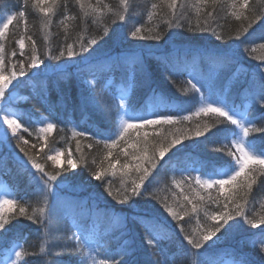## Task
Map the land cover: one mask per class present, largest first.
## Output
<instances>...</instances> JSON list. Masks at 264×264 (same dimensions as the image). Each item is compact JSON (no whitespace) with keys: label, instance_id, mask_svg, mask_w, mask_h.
<instances>
[{"label":"trees","instance_id":"obj_1","mask_svg":"<svg viewBox=\"0 0 264 264\" xmlns=\"http://www.w3.org/2000/svg\"><path fill=\"white\" fill-rule=\"evenodd\" d=\"M231 2L219 0L213 5L211 0L207 4L201 0H176V16L173 17L168 7L170 0H128L127 6L121 0H56L55 4L46 0L39 7L35 0H0V17L5 12L15 14L2 39L5 82L13 70L19 71L18 61L23 60L27 70L25 76H18L5 88V97L19 113L20 128L16 134L9 129V139L0 148L3 159L0 184L9 188L10 199L15 201L14 211L7 208L4 211L9 231L0 241V261L12 244L17 243L26 253L19 264H77L80 253L73 251L72 234L79 231L74 227L79 224L89 229L92 237H103L107 247L132 244L135 254L123 258L130 264H193L194 260L199 264V257L187 253L185 237L214 227L217 222L209 217L220 213L228 204L227 211L234 217L228 223L236 227L204 258L210 264H222L227 256L241 259L243 254L252 264H264V253L252 246L253 241L261 239L258 234L264 229V224H259L260 217H264V171L253 172L255 183L250 189L229 184L221 191L219 185L208 188L203 182H196L197 177L200 180L221 179L231 172L230 165L234 161L225 145L231 147L229 140L234 138L231 130L235 126L212 114L195 115L201 101L188 84L192 80L188 73L214 79L217 93L227 89L228 98L240 106L241 111L248 107V102L242 100V90L253 78L259 82L264 73V48L259 47L264 43L261 39L264 37V0H249L239 20L231 15ZM239 3L237 0L238 6ZM49 6L53 10L45 17L40 8ZM21 11L24 17L18 15ZM117 13L125 15V20L120 21ZM177 19L181 27L175 26ZM46 21L47 28L44 27ZM169 21L173 27H169ZM137 27L141 28L140 35L159 33L162 38H133L130 32ZM205 27L215 29L223 40H216L211 32L201 31ZM238 35L239 40L236 39ZM22 36L25 38L23 56L16 43ZM28 36L35 41L36 54L44 61L34 69L28 68L32 49ZM117 36L119 39L114 38ZM93 38L97 44L89 48L91 63L82 61L79 55L69 57L65 54L60 60H52L48 55L66 49L67 44H72L79 52L81 43L87 44ZM203 48H234L236 57L226 67L217 68L196 51ZM253 48L255 52L251 51ZM13 51L16 56H12ZM164 56L168 64L176 65L178 70L166 67L161 60ZM238 68L243 71L234 80L230 79ZM86 79L95 83L89 84ZM205 95L209 93L205 91ZM93 96L100 101L99 107L91 103ZM122 99L128 106L127 111L120 107ZM262 114L259 111L251 113L252 116ZM42 115L51 116L55 122V128L46 137L29 130ZM129 116L136 123L142 117L173 116L175 120L172 124L146 125L138 132L130 129L111 149L112 156L105 159L109 149L103 141L108 136L115 138L122 130L123 120ZM185 116L190 119H182ZM218 119L222 122L217 123ZM25 128L28 131H24ZM197 128L204 134L196 136ZM3 131L0 128V137ZM80 132L86 135H74ZM145 132L148 133L146 141ZM181 133L184 136L181 143L169 148L162 159H157L156 168L150 169L140 189L142 197L119 203L121 195H109V188L116 194L122 186L130 187L133 180L139 182L141 173L135 170L134 165L139 162L135 157L143 155L146 144L151 157L161 143L167 146ZM248 139H255L258 148H264V133H250ZM21 148L42 163L46 172H59L58 181L66 176L72 183V187L62 185L64 190L61 191L56 187L58 181L53 182L59 193L49 195L48 207L55 206V215L51 219L40 217L44 224L27 218L44 204L32 178L36 170L23 169L18 163L19 157H24ZM56 150L63 154L58 165L47 159ZM69 159L76 163V168L69 167ZM110 163L115 164V168H110ZM124 164L130 167L124 169ZM144 166L150 167L147 162ZM99 169L104 171L98 180L92 173ZM236 183L240 185V181ZM233 196L234 200L230 201L228 198ZM69 199L72 202H68ZM134 203L138 204L135 213L131 207ZM165 205L177 212L179 218H173ZM237 205L247 219L259 227L253 228L244 217L237 216ZM21 206L27 209L26 216L19 214ZM140 217L155 219L142 222ZM93 225L96 231H91ZM223 231L222 228L221 233ZM153 237L158 238L159 243L149 247L148 241ZM41 246L45 248L43 253ZM102 259L103 255L97 256V260Z\"/></svg>","mask_w":264,"mask_h":264},{"label":"snow or ice","instance_id":"obj_2","mask_svg":"<svg viewBox=\"0 0 264 264\" xmlns=\"http://www.w3.org/2000/svg\"><path fill=\"white\" fill-rule=\"evenodd\" d=\"M46 0H35V4L39 7L41 4L45 3ZM52 4L56 3V0H51ZM122 4L127 6L128 0H121ZM202 3L207 4L209 0H201ZM219 0H211L213 5L217 4ZM249 0H240L239 6L237 5V0H232L231 8L232 13L237 20L241 19L244 16V9L248 7ZM83 7V4H81ZM168 7L171 9V15L173 17L176 16V7L177 3L176 0H170ZM152 8L155 9L156 5L153 4ZM239 8V10H237ZM52 7L49 6L48 8H40V11L45 15L48 16L49 13L52 12ZM200 9L197 8V13H199ZM18 15L20 17H24L25 13L23 11L19 12ZM120 21L125 20V15L116 14ZM211 15V14H209ZM149 20H151L152 15L149 14ZM246 18V17H245ZM14 20L13 15H8L2 21H0V39L5 37V33L9 29V25L12 24ZM169 27H173L171 21L168 22ZM207 24V21H205ZM176 27H181L182 25L179 23V19H177ZM251 26V25H249ZM45 28L48 27V22H45ZM201 31L211 32L212 35L215 37L216 40H223V36L216 33L215 29L211 27L202 28ZM247 31V29H245ZM105 32H107V28H105ZM141 28L137 27L130 32L131 37L138 38L141 40L145 39H152V40H160L162 37L159 33L153 36H143L140 35ZM115 39H119V37H114ZM27 39L32 43L31 49V56L28 60V68L34 69L37 68L39 64H43L44 61L40 59V57L36 54V43L32 40L31 36H28ZM239 40V35L236 37ZM264 39V37H261ZM20 48V55H24V47H25V38L22 36L17 42ZM244 41H241L243 44ZM97 40L95 38L88 41L87 44L81 43L79 52L74 50V46L72 44H67L66 49H61L58 51L57 54L53 55L50 52L48 55L52 60H60L61 57L67 56L69 57H76L80 56L82 61L91 63L90 56L91 52L89 51L90 46L96 45ZM259 47L264 48V43H261ZM95 51V49H93ZM199 54L205 55L217 68L226 67L228 62H231L236 57V49H213V48H203L196 50ZM247 51V49H245ZM252 52H255V48L251 49ZM5 49L3 43H0V128H3V136L0 137V148H2L8 141L9 136L8 132L9 129L11 130L12 134H16L18 129L20 128V124L18 123L19 113L12 109V102L10 99L5 97V88L7 84L11 83L13 80H17V77H23L27 74V70L24 67V61L20 60L18 63L20 64L19 71L13 70L11 72L10 78L5 82V77L3 74L4 68V56ZM82 53H88V55H81ZM12 56H16V52H12ZM161 60L164 62L166 67H171L173 70H178L176 65H169L167 62V57H161ZM12 68L15 69L16 65L13 64ZM243 71L242 68H238L233 76L230 79H235L238 77L239 73ZM192 80H195L196 83H192V80L188 81V84L191 86V89L194 90L196 93L199 94L201 107L199 111L195 113V115L199 116L201 113L204 115L212 114L215 117L223 118L224 121L229 122L231 125L235 126L231 130V136L234 137L233 139L229 140V144L225 145L227 150V154L233 158V163H231V172L227 175V178L221 179H207L203 181V185L205 187L211 188L213 185H219L221 191H223L225 185H233V186H246L247 188H251L252 184L255 183L253 178V172L256 171H264V148H258L257 144L255 143V139H248L250 133H264V114L259 116H252L251 113L253 111H259L260 113H264V73L261 74V79L257 82L254 78L247 83V86L242 90V100L248 102V107L244 110H240V106L236 105V103L228 98L227 89L224 92L217 93L215 80L211 77L208 79H202L197 75L193 74L192 72L188 73ZM92 83H95L93 81ZM197 84L200 87H197ZM202 89L204 91H202ZM205 91L209 93V95H205ZM10 95V94H9ZM91 103L95 106H100V101H98L94 96L91 99ZM120 107L122 110L127 111L128 106L126 105L125 101L122 99L120 102ZM182 119L187 120L190 117H182ZM134 118L129 116L127 120H123V127L122 130L117 134L115 138L112 136H108L104 141L105 148L109 149L107 156L105 159L112 156L111 149L115 148L118 140L123 139L126 136L130 129H136L137 132L139 128H142L146 125H154V124H172L174 123L175 118L173 116H162L159 119H150L147 117L139 118V123L133 122ZM222 122L221 120H217V123ZM257 122L260 123V126L257 127ZM7 125V128H4V125ZM55 127L54 124L48 123L46 127L41 128L40 132H50ZM24 131H28L27 128ZM207 131V128L204 129ZM177 132H180V129H177ZM204 132L201 131L199 128L195 131L196 136L203 135ZM74 135H86L85 132L74 133ZM148 133H144L145 141L147 140ZM184 138L183 133L180 136L174 137L171 141L165 146L164 143H161L157 150L153 151L151 157L148 155L147 151V144L145 145L143 151V155L140 157H135L139 162L134 165L135 170L137 173H141L139 175V182L136 180L132 181L130 187H123L122 190L118 193L114 194L111 191V188L108 189L109 195H121L122 199L119 200V203H124L126 201L132 200L134 197H142L143 193L141 192V187L144 184L145 180L150 175V169L156 168V161L157 159H162L165 156V153L168 151L169 148L181 143V140ZM167 139V138H165ZM25 143H27L25 141ZM91 147V145H89ZM77 150H79V144H77ZM21 152L24 153V157H19L18 163L21 165L23 169L31 170L35 169L36 172L32 173V178L35 180L38 195L42 196L44 207H40L39 209L34 210L33 214L27 216L29 220H33L34 222H38L44 224L43 220H40V217L47 216L49 219L55 215V206L48 207V197L51 194V189L53 187V182L58 181V176L60 175L59 172L56 173H49L45 171L44 165L42 163H38L36 158L30 155L28 152L24 150V148L20 149ZM158 152V155H157ZM127 155V152L125 151ZM61 153L57 152L55 155H50L47 157L48 160H51L54 165L59 164V158ZM145 162H147L150 167H145ZM70 168H76L77 165L71 159L67 161ZM3 167V159L0 158V168ZM110 168H115V164H109ZM124 169H128L130 165L124 164L122 166ZM251 169V170H250ZM66 171V170H65ZM103 169L96 170L92 173V175L96 179H101L103 174ZM39 173V176L36 175ZM237 181H240V185H237ZM197 183H201L200 178H196ZM62 185H66L67 187H72V183L68 177H64L63 179L59 180L56 184V187L63 191L64 189L61 187ZM12 195L10 191H4L0 193V241H3L5 236L7 235L9 229L7 227L8 220L4 218V210L7 208L10 212L14 211L15 208V201L9 199L8 197ZM233 197H229L228 199L234 200ZM187 199V197H185ZM203 199V197H201ZM133 213L136 212V208L138 204L134 203L132 206ZM167 211L171 214L173 218H179L178 213L173 211L171 207H167ZM228 204L224 205V210L220 213L212 214L209 219L212 221H216L217 223L214 227L206 230L204 233L199 235H190L186 236L185 239L187 240V253L192 257H199L200 261L199 264H210V262L205 259V254L208 253L211 249L217 246L220 241L226 238L231 231L236 227L234 224H229L230 220H233L234 217L227 211ZM193 211L196 210V206L193 205ZM19 214L21 216L27 215V209L23 206L19 208ZM207 216L208 214L205 213ZM237 216L244 217L245 220L249 225L253 228L259 227V224H264V217H260L259 224L254 222L253 220L247 219L244 215V212L240 205H237ZM136 218V217H134ZM127 219V217H125ZM141 221L144 220H154L153 217H140ZM223 221V224L219 223V221ZM226 226V227H225ZM74 227L78 228V232H74L73 238L76 242L75 248L73 251L80 253V258L77 261V264H130V262L125 257H131L135 254L136 249L132 244L125 243L124 245H118L116 248L107 247L103 237L94 238L89 234V229L81 228L79 224H75ZM224 231L221 233V229ZM182 230V229H181ZM91 231H96V226L93 225ZM217 233H220L218 236ZM45 234L47 235V225H45ZM261 236V239L255 240L252 242L253 247H258L259 251L264 253V229L260 230L258 234ZM215 237V239H213ZM23 238L22 236L20 237ZM211 241V243H208ZM159 243V239L153 237L148 241L149 247H156ZM207 245V246H205ZM19 250H16V248ZM101 249L103 250L101 252ZM162 251V249H161ZM40 252H45V248L41 246ZM25 250L22 245H15L12 250V254L9 257L11 264H19L21 258L25 255ZM103 255L104 259L97 260V256ZM158 264V262H157ZM195 264V260L193 262ZM236 264H252V262L246 257L243 256L242 258L236 261Z\"/></svg>","mask_w":264,"mask_h":264},{"label":"rangeland","instance_id":"obj_3","mask_svg":"<svg viewBox=\"0 0 264 264\" xmlns=\"http://www.w3.org/2000/svg\"><path fill=\"white\" fill-rule=\"evenodd\" d=\"M8 15H13L14 17H15V14L14 13H12V12H5L3 15H1V17H0V21H2L4 18H6ZM10 26V25H9ZM6 34V33H5ZM0 43H2V39H0ZM85 82H87V83H89V84H92V80H90V79H86L85 80ZM127 120V119H126ZM19 123V122H18ZM48 123H52V124H54L55 125V122H54V119L51 117V116H49V115H42L41 116V118H40V120H36L33 124H31V126L29 127V130L32 132V133H34V134H36V135H38V136H40V137H46L49 133H51L52 131H50V132H40L39 130L41 129V128H44V127H46V125L48 124ZM122 127H123V124H122V126H121V129H122ZM55 128V127H54ZM53 128V129H54ZM57 152H60L61 153V151H58V150H56V151H54L51 155H55ZM62 153H61V155H60V158H59V162L61 161V159H62ZM228 175V174H227ZM227 175H225L223 178H227ZM206 180V179H205ZM201 182H203L204 180H200ZM10 191L9 190V188L5 185V184H0V193H3L4 191ZM51 193H52V195L54 196V195H57L58 193H59V190L58 189H56V188H54V187H52V189H51ZM0 198H3V197H0ZM9 199H10V196L8 197ZM68 202H72V200L71 199H69L68 200ZM5 211V210H4ZM75 241V240H74ZM209 242H211V241H209ZM75 244H76V242H75ZM15 245H19V244H17V243H15V244H12V246H11V248H10V250L8 251V252H6V253H4L3 255V261H0V264H11V261L9 260V257L11 256V254H12V250H13V247L15 246ZM71 245H73L74 246V244H71L70 243V246ZM16 250H19V248L17 247L16 248ZM80 257V255L78 256V258Z\"/></svg>","mask_w":264,"mask_h":264}]
</instances>
